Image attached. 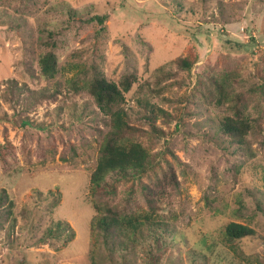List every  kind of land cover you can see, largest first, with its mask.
Listing matches in <instances>:
<instances>
[{"label": "rangeland", "instance_id": "374dc122", "mask_svg": "<svg viewBox=\"0 0 264 264\" xmlns=\"http://www.w3.org/2000/svg\"><path fill=\"white\" fill-rule=\"evenodd\" d=\"M72 13L83 20L106 15L107 36L100 41L90 36L94 21L66 27L57 73L43 78L37 63L42 42L73 20ZM194 52L189 74L173 65V59ZM260 54L264 0H0V148L6 142L15 148L8 167L0 165V190L14 202L12 219L0 228V264H110L89 230L94 215L89 173L97 155L96 130L103 127L98 117L91 120L90 111L98 110L87 94L69 85L93 61L108 79L133 74L138 80L122 104L131 119L125 135L140 140L153 157L145 174L117 183L115 194L120 200L128 187L132 197L140 183H162L168 202L158 212L176 218L169 222L182 239L175 242L179 250L169 240L158 264H264V147L257 139L250 156L234 153L215 132L220 113L187 99L204 62L221 65L222 56L232 57L242 66L246 89ZM158 68L170 75L155 86L162 77ZM54 86L50 99L28 105L33 91ZM142 95L171 115L155 120L163 134L144 124L136 102ZM81 112L80 120L73 117ZM49 191L59 194L54 207ZM238 207L240 213L233 214ZM57 220L74 231L67 244L45 236ZM227 222L255 231L235 244L239 255L223 238ZM122 253L125 262L117 251L111 264H142L140 249Z\"/></svg>", "mask_w": 264, "mask_h": 264}, {"label": "trees", "instance_id": "16d2710c", "mask_svg": "<svg viewBox=\"0 0 264 264\" xmlns=\"http://www.w3.org/2000/svg\"><path fill=\"white\" fill-rule=\"evenodd\" d=\"M63 22L56 32L44 38L42 46L43 53L38 58V72L46 79L53 78L57 73V50L62 47L66 34V27L75 23L85 24L96 22V28L92 31L91 37L100 41L107 36L108 17L106 15H94L89 19L75 18ZM70 22V23H69ZM222 63L204 62L196 73L193 87L187 92V99L191 102H199L206 108L216 109L220 114L217 116L215 132L224 136L228 144L226 148L233 147L236 151L244 152L247 156L252 153L251 144L258 139V143L264 147V54L258 56V62H254L252 67L253 83L246 89L241 87L242 66L230 56H222ZM197 60V54L185 57H177L172 60L173 65L189 74L192 65ZM162 77L156 81L160 85V80L168 78L169 72H164L162 68L156 69V74ZM80 75V76H79ZM80 81V86L77 87ZM137 78L133 74H126L118 80L108 79L103 72L101 65L93 61L85 68H81L79 74L69 80L72 89L83 90L90 101L97 108L98 112L90 111L93 115L91 120L98 117V121L103 127L96 130L98 134V144L95 150L93 169L89 173L88 196L94 211L89 230L99 238L106 249L108 262L113 263L112 255L117 251L125 262L123 251L129 247L140 249L142 264H158L168 251L167 245L170 242H180L182 237L175 230V226L169 220L176 221V218L168 219L160 214V205L168 200L162 198L163 185L155 181L152 185H138L137 196L130 197L133 189L126 188L127 195L118 200L116 198V186L121 181L129 178H136L146 173L149 162L153 155L148 147L137 138L125 135V131L130 127V115L123 108L124 96L129 92ZM148 85V83H146ZM16 86V85H15ZM77 87V88H76ZM15 88V87H14ZM57 92V86L53 91L41 88L37 90L33 100L28 103L38 104L45 99H50L52 93ZM154 93H157L154 91ZM151 97V96H150ZM149 96L136 98L139 106V113H142L144 124L153 131L163 134L162 130H157L155 120L163 117L171 119V115L163 111L160 107L152 104ZM164 102H169L166 97L161 98ZM85 108V105L83 106ZM61 110L60 108L58 109ZM83 113L74 114L73 117L80 120ZM99 115V116H98ZM15 148L8 142L0 148V165L3 168L10 164L9 157ZM11 154V155H10ZM168 177L170 183H176L173 172ZM117 184V185H116ZM171 184V186H172ZM51 196V207L59 203V194L48 192ZM14 202L8 197L4 189L0 190V228L3 222L12 219ZM235 215L240 213V207L232 212ZM254 229L248 225L235 222H227L223 227V238L236 251L235 244L246 237H253ZM45 236L61 242L63 245L74 238V231L64 220H57L45 231ZM175 248L179 246L175 243Z\"/></svg>", "mask_w": 264, "mask_h": 264}]
</instances>
